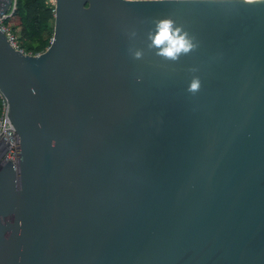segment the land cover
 I'll list each match as a JSON object with an SVG mask.
<instances>
[{
  "label": "water",
  "instance_id": "95a60500",
  "mask_svg": "<svg viewBox=\"0 0 264 264\" xmlns=\"http://www.w3.org/2000/svg\"><path fill=\"white\" fill-rule=\"evenodd\" d=\"M54 1L40 54L0 30V264H264V0Z\"/></svg>",
  "mask_w": 264,
  "mask_h": 264
},
{
  "label": "trees",
  "instance_id": "16d2710c",
  "mask_svg": "<svg viewBox=\"0 0 264 264\" xmlns=\"http://www.w3.org/2000/svg\"><path fill=\"white\" fill-rule=\"evenodd\" d=\"M53 8L46 0H16L13 14L6 19L13 29L18 28L21 45L32 54L44 51L51 43Z\"/></svg>",
  "mask_w": 264,
  "mask_h": 264
},
{
  "label": "built area",
  "instance_id": "2783aa9c",
  "mask_svg": "<svg viewBox=\"0 0 264 264\" xmlns=\"http://www.w3.org/2000/svg\"><path fill=\"white\" fill-rule=\"evenodd\" d=\"M46 2L51 6H55L54 0H46ZM15 7L16 0H12L8 10L0 15V30L6 33L10 46L15 50L25 55L40 54L41 52L32 54L30 51H27L19 41L18 28L13 29L6 23V19L13 14ZM53 10L55 11L54 8ZM8 113L9 103L0 89V168L8 160L15 166L19 162L18 135Z\"/></svg>",
  "mask_w": 264,
  "mask_h": 264
},
{
  "label": "clouds",
  "instance_id": "9594fccd",
  "mask_svg": "<svg viewBox=\"0 0 264 264\" xmlns=\"http://www.w3.org/2000/svg\"><path fill=\"white\" fill-rule=\"evenodd\" d=\"M247 3H251L252 0H245ZM149 39L151 40L150 48L159 49L157 55L170 60H177L179 55L187 54L193 49V44L188 38V34L185 32L182 34V30L179 27L174 26V22L171 19H159L155 22V33H149ZM142 52L137 51L134 54V58L139 60L142 58ZM199 81L193 80L189 91L195 92L199 89Z\"/></svg>",
  "mask_w": 264,
  "mask_h": 264
}]
</instances>
